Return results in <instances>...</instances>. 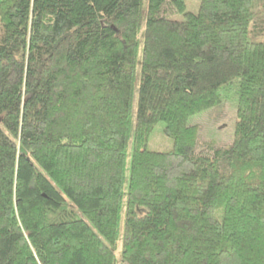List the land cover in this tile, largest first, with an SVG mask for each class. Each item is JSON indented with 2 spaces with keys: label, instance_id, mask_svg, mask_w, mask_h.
<instances>
[{
  "label": "trees",
  "instance_id": "obj_1",
  "mask_svg": "<svg viewBox=\"0 0 264 264\" xmlns=\"http://www.w3.org/2000/svg\"><path fill=\"white\" fill-rule=\"evenodd\" d=\"M0 264H264V0H0Z\"/></svg>",
  "mask_w": 264,
  "mask_h": 264
},
{
  "label": "rangeland",
  "instance_id": "obj_2",
  "mask_svg": "<svg viewBox=\"0 0 264 264\" xmlns=\"http://www.w3.org/2000/svg\"><path fill=\"white\" fill-rule=\"evenodd\" d=\"M201 0H185L187 12L196 14L199 10ZM172 20L184 21L181 14H173ZM136 94L132 108V125L128 143L129 152L133 146V129L135 125ZM236 122V105L234 100L224 101L220 106L192 116L188 125L196 126L198 129V146L196 151H203L204 143L213 142L217 147L226 148L232 144L234 126ZM165 123L160 122L151 133L147 150L152 152H169L173 149V142L165 133ZM94 175V172L92 173ZM95 174L93 178L97 181L99 177ZM98 177V178H97Z\"/></svg>",
  "mask_w": 264,
  "mask_h": 264
}]
</instances>
